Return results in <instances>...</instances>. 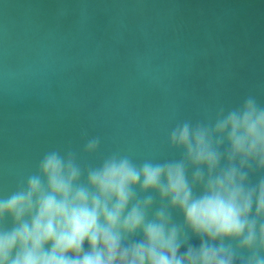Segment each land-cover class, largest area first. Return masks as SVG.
Masks as SVG:
<instances>
[{"label": "water", "instance_id": "obj_1", "mask_svg": "<svg viewBox=\"0 0 264 264\" xmlns=\"http://www.w3.org/2000/svg\"><path fill=\"white\" fill-rule=\"evenodd\" d=\"M250 94L264 103V0H0V194L82 130L92 161L178 158V119Z\"/></svg>", "mask_w": 264, "mask_h": 264}, {"label": "clouds", "instance_id": "obj_2", "mask_svg": "<svg viewBox=\"0 0 264 264\" xmlns=\"http://www.w3.org/2000/svg\"><path fill=\"white\" fill-rule=\"evenodd\" d=\"M81 135L82 148H49L0 194V264H264L255 95L178 119L164 142L174 159L114 150L92 161L102 138Z\"/></svg>", "mask_w": 264, "mask_h": 264}]
</instances>
